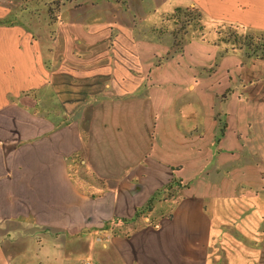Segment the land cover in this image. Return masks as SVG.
<instances>
[{
	"label": "crops",
	"instance_id": "0c3cea01",
	"mask_svg": "<svg viewBox=\"0 0 264 264\" xmlns=\"http://www.w3.org/2000/svg\"><path fill=\"white\" fill-rule=\"evenodd\" d=\"M144 2L61 16L53 70L37 39L0 25V242L12 244L8 255L36 247L33 264H72L82 242L101 264H254L223 246L236 235L223 222L239 189L252 198L264 191V85L254 88L264 59L222 44L214 30L233 24L264 35V0H147L146 11L164 19L196 7L215 34H197L189 52L167 30L175 51L151 70L135 31ZM180 60L189 69H176ZM41 90L70 116L46 117L21 101ZM73 157L106 179L102 190L91 185V194L72 179ZM259 227L247 220L238 230L264 238Z\"/></svg>",
	"mask_w": 264,
	"mask_h": 264
},
{
	"label": "rangeland",
	"instance_id": "374dc122",
	"mask_svg": "<svg viewBox=\"0 0 264 264\" xmlns=\"http://www.w3.org/2000/svg\"><path fill=\"white\" fill-rule=\"evenodd\" d=\"M112 3L113 0H0V25L9 27L10 29H20L19 32H26L28 35L32 36V39H37L41 52L40 54H46L48 57L46 58L47 68L53 70L57 61L54 59V56L51 55V51L55 50L54 41L57 39L58 29L61 25V16L62 20L64 19V21H66L68 17L84 12L80 10L85 9V11H87L86 9L95 8L99 9V12H101ZM150 3L145 0L144 3L138 5V7L143 8L145 12L138 16L137 29L135 30L136 35L140 37L139 43L142 49V62L146 70L155 69L154 65H157L162 57L175 51L171 49L173 47V40L170 33L168 36L165 34L163 35L167 30L171 31V29L174 28V31H179L180 35H183L184 29L189 30L186 35L187 39H185L187 40L186 45L189 52L193 51L195 45L200 42L198 35L202 36L201 32L195 30L193 24L192 26H188V18L182 14L178 17H174V12H172L168 19H164V17L153 11H151V13L147 12L146 9L150 7ZM68 21H70V19ZM202 22L204 25V16ZM209 27L211 26L204 25L203 32L206 38L210 39L215 36V34L212 33V35H210L209 32H207L210 29ZM214 31L217 32L218 41L222 40L223 36L227 37L226 32H229L226 27L223 26L218 29L216 28ZM240 34L242 35L243 32ZM221 43L223 44L224 42L221 41ZM246 52L248 55L247 49ZM262 52H264V48L258 53ZM49 55L51 56L49 57ZM259 57L262 58L261 56ZM181 63L183 64L182 66H180ZM180 64L178 66L177 62L175 63L176 69H180L181 67L189 69L188 63L180 60ZM254 85V88L263 86L264 78H256ZM26 91V95L29 94L28 90ZM49 91L54 93L53 87L49 88ZM23 92L20 93L16 99L25 97ZM30 94L32 96L30 101L24 100L23 98L21 101L27 102L28 106H32V112H43L46 117L55 115L61 119H66L70 116L67 110L61 108V105L58 107L53 104V95L47 94L46 90H41V92L32 91ZM78 159V157L69 158L68 163L76 166L75 161L78 162ZM86 167V163L84 162L81 171H86ZM258 194L259 197L252 198V195H256L255 192L253 193V191L247 188L239 189L237 197L234 196L235 198L228 200L230 203L228 204L230 212L225 214L227 221L223 222L224 233L229 229L234 230L236 233V235L233 234V237L225 238L223 246L226 249H233L239 256L244 257L247 255L249 257V262L254 264H257L258 261L264 263V253H261V251L264 250V238L256 234L257 236L255 235L253 239H244L241 237V232L238 230V227L242 224L245 225V222L248 220L255 228L260 226V232L262 229L264 230V220L262 219L264 217V191H260ZM169 207L170 205L168 204L156 205V209L160 210H167ZM247 215L253 217L254 220L259 216L260 220L251 221V218H247ZM231 219L234 220L230 221ZM11 238H14V235ZM4 240H7V238ZM19 241L21 242L23 239L15 237L14 243H18ZM9 242L10 241L6 243L0 242V264H33L37 261L38 250L36 247L21 251L22 246H20L15 254L9 253L10 255H8L9 251H7L5 247L10 244ZM95 242L101 243V241L97 240V235L95 236ZM262 247L263 250H261ZM71 252L74 256L72 264H82L83 260L92 259L90 251L82 247V242H79L77 248L72 247Z\"/></svg>",
	"mask_w": 264,
	"mask_h": 264
},
{
	"label": "trees",
	"instance_id": "16d2710c",
	"mask_svg": "<svg viewBox=\"0 0 264 264\" xmlns=\"http://www.w3.org/2000/svg\"><path fill=\"white\" fill-rule=\"evenodd\" d=\"M184 15L188 18V26H192L195 30L199 31L204 35V25H203V13L200 9L196 7L181 9L178 8L174 12V17H178L180 15ZM226 29L229 31L227 37L223 36L220 42L224 43H231V46L234 50H241L246 48L248 50L249 56H261L264 58V52L258 53L261 49L264 48V35L262 36H255L248 33H245L241 26L237 25H226ZM187 29H184L183 35L179 34V31H174V38H175V47L177 50L182 49V46L185 41V37L188 34ZM243 32L241 35L240 33ZM219 32V31H218ZM262 54V55H261ZM82 159H78V162L75 161L76 166L73 164H69L70 175L72 179L81 184L82 187L86 188L87 191L91 194H95L96 192L90 189L91 185H95L102 190L105 187L106 179L99 177L96 173L92 172L91 170L81 171L83 164L81 163ZM74 163V164H75ZM78 167V168H77ZM151 205V202L148 206Z\"/></svg>",
	"mask_w": 264,
	"mask_h": 264
},
{
	"label": "built area",
	"instance_id": "2783aa9c",
	"mask_svg": "<svg viewBox=\"0 0 264 264\" xmlns=\"http://www.w3.org/2000/svg\"><path fill=\"white\" fill-rule=\"evenodd\" d=\"M82 264H101V263L97 261H92V260H85Z\"/></svg>",
	"mask_w": 264,
	"mask_h": 264
}]
</instances>
